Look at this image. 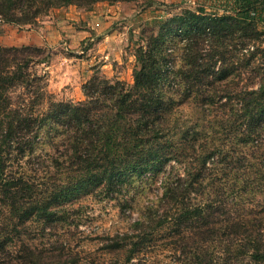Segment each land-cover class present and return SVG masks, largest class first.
Returning a JSON list of instances; mask_svg holds the SVG:
<instances>
[{
    "label": "trees",
    "instance_id": "obj_1",
    "mask_svg": "<svg viewBox=\"0 0 264 264\" xmlns=\"http://www.w3.org/2000/svg\"><path fill=\"white\" fill-rule=\"evenodd\" d=\"M74 1L0 0V19L32 22L46 9ZM170 21L187 34L172 46L162 44L163 35L152 38L138 56L133 84L94 74L83 84L86 98L77 101L54 99L46 73L35 68L46 59L33 55L28 44H0V217L8 218V212L24 220H53L71 189L94 185L112 190L134 175L141 176L161 159L163 154L155 149L159 140L173 137L169 122L175 106L194 92L202 93L206 85L208 106L200 107L206 115H218L213 105L219 96V81L227 75L218 63L232 57L237 68L246 67L249 60L241 58L243 49L255 59L257 50L264 72V46H258L264 43V0H225L222 13L186 9ZM237 31L243 32L237 37L239 54L227 56V41L235 39ZM257 79L259 88L247 90L248 97L241 99L249 116L256 114L259 119L264 114V74L259 72ZM176 177L183 180L181 175ZM186 187L183 181L176 184L166 176L163 198L170 205L164 210L158 207L156 217L145 208L144 229L171 223L176 246L189 251L190 234L208 249L207 243L217 241L229 225L215 216L213 202L189 200ZM15 225L9 229L0 223V264L83 262L81 252L68 242L51 245L22 240L18 246ZM191 227L197 228L192 234ZM110 239L111 251L128 244L114 236ZM226 239L221 237L219 253L210 251L205 264H264L263 241L239 230L235 240L239 248L234 259L227 261L230 246Z\"/></svg>",
    "mask_w": 264,
    "mask_h": 264
},
{
    "label": "rangeland",
    "instance_id": "obj_2",
    "mask_svg": "<svg viewBox=\"0 0 264 264\" xmlns=\"http://www.w3.org/2000/svg\"><path fill=\"white\" fill-rule=\"evenodd\" d=\"M121 2H127L129 7ZM224 8L225 0H75L46 9L32 22L19 24L0 19V44L25 45L33 36L30 30L44 37L50 36L48 31H57V36L48 38L49 43L28 44L33 55L46 59L35 68L46 73L54 99L84 100L83 84L92 75L133 84L138 56L152 38L163 35L162 44L172 46L185 36L187 33L170 21L172 16L186 9L222 13ZM15 11L18 17L22 15L19 7ZM242 33L237 31L236 38L227 41V56L239 54L241 47L236 43ZM243 52L241 58L249 60L246 67L237 68L232 57L218 63L227 71L219 81V96L213 105L218 115H206L200 107L208 106L206 85L202 93L194 92L174 107L169 122L174 138L159 140L155 149L163 155L148 172L134 175L112 190L94 185L71 189L60 201L53 220H24L8 212V218L0 217V223L9 229L16 224L17 245L22 240L51 245L68 242L83 255L81 264H205L210 251L219 253L221 237L227 238L230 246L226 260H233L239 248L235 246L239 230L246 237L264 242V114L259 119L256 114L249 116L241 99L248 97L247 90L259 88L257 74L264 72L257 50L256 59L249 51ZM179 175L183 180L177 179ZM166 176L176 184H187L189 200L213 202L215 216L224 225L232 226L221 230L224 235L218 232L217 241L207 243L209 250L190 234L189 251L176 246L175 226L171 223L155 230L144 229L145 208L156 217L158 207L164 210L170 205L163 198ZM235 222L242 226H235ZM196 230L191 227L190 233ZM110 236L128 244L111 251ZM127 254L129 258L125 259Z\"/></svg>",
    "mask_w": 264,
    "mask_h": 264
},
{
    "label": "crops",
    "instance_id": "obj_3",
    "mask_svg": "<svg viewBox=\"0 0 264 264\" xmlns=\"http://www.w3.org/2000/svg\"><path fill=\"white\" fill-rule=\"evenodd\" d=\"M121 3H123V5L125 6V7H129V4L127 3V2H121ZM117 6V5H116ZM118 7H120L119 5H118ZM114 10L116 11V9L114 8ZM75 11L77 12V10L75 9ZM79 11V13L81 12V10H78ZM48 32H50V36H48V37H44L43 35L42 36H39L38 34H40L38 31H36V33L35 32H32V30H30L29 31V33H31V34H29V35H33L32 36V38H31V40L30 41H26L25 42V44H37V45H42L43 43H49V41H48V38L49 37H55V36H57V31H55L56 32V34H54L52 31H48ZM51 43V42H50ZM59 80V78H57V81Z\"/></svg>",
    "mask_w": 264,
    "mask_h": 264
}]
</instances>
